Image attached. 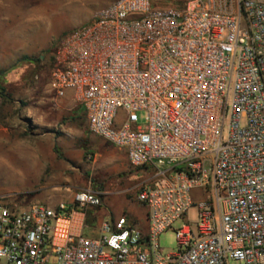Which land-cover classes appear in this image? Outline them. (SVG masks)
<instances>
[{
    "label": "built area",
    "instance_id": "obj_1",
    "mask_svg": "<svg viewBox=\"0 0 264 264\" xmlns=\"http://www.w3.org/2000/svg\"><path fill=\"white\" fill-rule=\"evenodd\" d=\"M48 85L132 168L155 169L136 191L146 228L121 214L85 235L103 204L91 188L0 203V264H264V2L112 0L56 42Z\"/></svg>",
    "mask_w": 264,
    "mask_h": 264
},
{
    "label": "rangeland",
    "instance_id": "obj_2",
    "mask_svg": "<svg viewBox=\"0 0 264 264\" xmlns=\"http://www.w3.org/2000/svg\"><path fill=\"white\" fill-rule=\"evenodd\" d=\"M110 1L0 0V159L8 172L0 175V203L52 205L88 186L112 190L126 183L129 189L116 209L137 222L145 219L136 191L153 179L155 169L132 168L123 151L88 131L78 100L56 98L48 85L56 42ZM187 1L152 0L178 7ZM138 117L142 123L141 112ZM124 166L129 170L120 171ZM100 209L87 211L85 235L100 223ZM195 216V209L187 212L188 220ZM157 240L162 253L176 249L172 229ZM228 264L241 263L229 259Z\"/></svg>",
    "mask_w": 264,
    "mask_h": 264
},
{
    "label": "crops",
    "instance_id": "obj_3",
    "mask_svg": "<svg viewBox=\"0 0 264 264\" xmlns=\"http://www.w3.org/2000/svg\"><path fill=\"white\" fill-rule=\"evenodd\" d=\"M257 1L264 2V0H257ZM108 3L109 2L102 5V7L107 5ZM56 98H58V97H56ZM61 98L66 99L67 100L66 102H73L75 99L74 93L72 91H67L65 93V95ZM81 108H82V106H81ZM82 110H83V108H82ZM118 150H121V149H118ZM121 151H123V150H121ZM124 154H125V152H124ZM125 159L127 160L126 155H125ZM127 163H129L128 160H127ZM125 170L128 171L129 168L124 166L123 169L120 171H125ZM120 171H118V172H120ZM118 172H117V174H118ZM85 188H91L92 190H95V191L102 193L103 204L100 206L101 207L100 211H101V215H102L101 220L102 219L112 220V219L121 215L119 210L116 209V206L119 205V202L121 200H123V197L121 195H124V193L129 189L126 186V183H124L123 185H119L118 183H116L114 185V187L112 188V190L111 189H107V190L106 189H96V188H92L90 186L85 187ZM112 193H114V195L110 196V194H112ZM59 201H61V200H59ZM65 201H67V200H65ZM69 201H71V200H69ZM94 209H96V208H93V210ZM100 211H99V213H100ZM144 217H145V210H144ZM130 219L134 224L138 225L139 227H141L143 229L146 228V220L145 219L142 220L143 222H137V221L133 220L131 217H130ZM86 222H87V217H86ZM90 232L92 235H96L98 233V226L96 229H91ZM83 233L85 234V228L83 229Z\"/></svg>",
    "mask_w": 264,
    "mask_h": 264
},
{
    "label": "bare ground",
    "instance_id": "obj_4",
    "mask_svg": "<svg viewBox=\"0 0 264 264\" xmlns=\"http://www.w3.org/2000/svg\"><path fill=\"white\" fill-rule=\"evenodd\" d=\"M6 161V160H5ZM2 163V160L0 159V175H3V174H7L8 172L4 169V168H2V166H3V164H1ZM5 163V162H4ZM6 164H7V162H6ZM12 167V166H11ZM10 168V167H9ZM11 170V169H10ZM13 170V169H12ZM1 178V177H0Z\"/></svg>",
    "mask_w": 264,
    "mask_h": 264
}]
</instances>
